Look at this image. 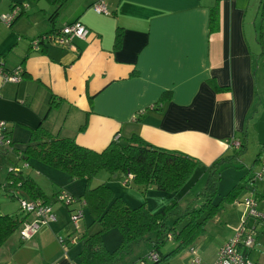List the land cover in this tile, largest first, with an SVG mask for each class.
I'll return each instance as SVG.
<instances>
[{
  "label": "crops",
  "instance_id": "obj_1",
  "mask_svg": "<svg viewBox=\"0 0 264 264\" xmlns=\"http://www.w3.org/2000/svg\"><path fill=\"white\" fill-rule=\"evenodd\" d=\"M15 1L26 5L24 13L12 26L0 22V60L25 71L19 83L0 76V120L14 141L28 140L44 124L102 151L115 135L122 140L137 133L199 159L206 174L217 158L232 153L230 140L245 148L248 132L264 123V44L259 50L257 16L248 1L104 0L111 11L105 15L93 7L98 0H67L54 25L50 0ZM216 3L221 24L211 33L210 7ZM77 19L90 33L75 41L76 50L54 39L40 49L31 46L36 37ZM119 29L124 35L117 48ZM213 82L223 88L216 90ZM165 91H172L171 98L153 107ZM81 180L72 186L80 194ZM54 209L60 212L56 204ZM65 222L58 218L25 243L12 236L0 256H9L5 264H80V250L58 238Z\"/></svg>",
  "mask_w": 264,
  "mask_h": 264
},
{
  "label": "trees",
  "instance_id": "obj_2",
  "mask_svg": "<svg viewBox=\"0 0 264 264\" xmlns=\"http://www.w3.org/2000/svg\"><path fill=\"white\" fill-rule=\"evenodd\" d=\"M66 1L50 0L56 6L50 18L51 24L54 25L60 9ZM10 5L11 11L19 9L13 19L12 26L20 14L24 13L26 5L18 4L15 0H10ZM77 21L79 20L71 23ZM220 24V11L216 3L210 7V32H217L220 29ZM123 35V30L119 29L116 35L117 48L121 47L123 43ZM132 74L131 76H135L139 73L133 72ZM212 84L216 90L223 88L215 82ZM171 94L172 91L163 92L153 107L170 99ZM84 128H86V124L81 127V129ZM9 134L12 145L7 149H0V153L8 155L13 152L27 165H30L32 161H42L53 168L69 173L73 179L86 181L84 192L80 196L72 195L77 198V203L82 205V208L78 210H82L84 215L83 208H88L92 221L99 224L100 229L96 232H89L86 224L80 223L71 234H68L67 238L58 237L67 247L81 243L80 264H131L132 259L129 257L134 252V248L141 243H148L147 252L139 257V261L145 262V264H160L187 248L197 255L193 262L201 263L202 259L197 254L195 243L206 232L208 222L220 214L222 206L225 203L236 202L242 191L247 188L245 182H242V180H247V177H244L223 198L215 201L219 193L221 171L240 155L244 149L242 143L240 148L230 147L233 148V154L223 155L207 167L205 187L196 195V198L201 202L200 206H196L190 201L183 203L178 199L160 212H153L145 202L133 205L122 196H118L114 188L107 182L92 186L90 184L92 178L100 171L106 170L114 177H117L118 174L127 177L126 183L134 182L144 191L153 187L163 192H177L201 166L199 159L181 151L155 146L137 133L122 140L120 135H115V138L102 151L80 144L75 137L56 134L44 124L31 130L29 139L24 143L25 146L22 149L18 147L17 141H14L11 130ZM263 152L264 148L257 155V162H263L261 159ZM262 173L264 177V171ZM259 178L261 177L259 176ZM0 188L7 193L11 192L13 199L18 198L20 211L24 213L20 217L0 212V250L14 234H18L27 223L37 218L39 208L50 206L52 211L58 215L54 204L57 201L62 202L59 199V194L64 190L62 187L59 191L55 190L53 195L47 193L38 179L31 174H26L23 168L18 165L10 168L7 181L0 183ZM254 199L256 203L257 201L264 202V191H256ZM23 203L33 205V210L26 209ZM62 203L67 205L70 214L77 209L74 207L76 203L72 205L73 207H70L71 204ZM170 217H175L172 226L168 224ZM259 219L264 224V218ZM49 224L50 222L43 224L41 229ZM112 229H118L122 238L120 244L114 249L108 248L104 242L105 232ZM256 234L258 236L260 231H256ZM19 238L22 243L32 239ZM169 241L175 242L176 246L169 253H165L163 248ZM253 248L254 246L251 249ZM251 249L249 251L241 249V252L247 257L250 256ZM154 255L156 256L153 257Z\"/></svg>",
  "mask_w": 264,
  "mask_h": 264
},
{
  "label": "rangeland",
  "instance_id": "obj_3",
  "mask_svg": "<svg viewBox=\"0 0 264 264\" xmlns=\"http://www.w3.org/2000/svg\"><path fill=\"white\" fill-rule=\"evenodd\" d=\"M245 1H248L250 4V14L257 16V41L258 48L261 50L264 44V23L262 22V18L264 16V1ZM9 4L10 0H0V14L11 13L10 11L4 12L2 9L5 7L9 9ZM261 57L264 59V54H262ZM259 67L260 65L257 66V68ZM262 118L264 120V115ZM246 138V146L241 151L240 155L229 162V166L221 171L219 193L216 196L215 201L223 198L225 194H227V192L244 177H247V180H242V182H245L247 188L242 191L236 202L231 204L225 203L222 206L219 215H224L225 218H229L230 220H217L219 215L214 219H211L207 224L206 232L202 234L195 243L197 254L202 259V262L194 263V258L197 255L193 254L190 248H187L176 256L172 255L168 260L163 261L160 264H216L219 258L218 253L221 246L230 240V238L228 240L227 238L230 234H232V232L234 233V231L238 230L239 228H245L244 223L247 226L246 229H248L249 234L260 231L258 236L256 233H254V237L257 236V240L252 251L253 253L251 259L257 261V255L259 258H261V255L264 256V224L260 221V219L250 215V207L246 202L247 199L254 198L256 191H264V177H258V174L261 173L264 168V164L263 162L256 161L257 155L261 151L264 144V123L259 124L256 131L251 130L248 132V136ZM26 141L27 140L25 138L24 140L18 141V147L20 149L24 148V143ZM230 150L232 151L231 154H233V148H230ZM16 165L22 167L26 174H31L36 179H38L47 193L51 195H53L55 190L59 191L62 187L69 193H72L73 191L80 194L81 189L79 187L72 186L82 183L83 180H75L69 173L57 168H53L42 161H32L30 165H27L23 159L18 157V155H15L13 152H10L8 155L0 153V183H5L7 181L10 168ZM126 178L127 177H124L121 174H118L117 177H114L106 170H102L92 178L90 184L92 186H97L102 182H107L111 187L114 188L115 193L118 196H122L129 203L133 205H139L140 203L145 202L151 211L160 212L178 199L183 203L190 201L196 206H200L201 202L196 198V195L199 191L204 189L207 173L205 174L202 168H197L187 183L177 192H163L154 188H148L144 191L143 188L140 189L134 182L126 183ZM84 185H86L85 181ZM84 188L82 193L84 192ZM11 195V192L7 193L4 189L0 188V212L10 213L21 217L24 213L20 211V202L18 198L13 199ZM137 196L140 197V200L137 199ZM55 204L60 208V212H58L57 215V217L60 219V222H63L65 219L67 220V222H65L66 227L63 229L64 234L62 236V238L65 239L68 237V234H71L75 230L72 216L73 214H76L77 211L70 214L67 205L58 201ZM246 205H248L249 210ZM70 207L73 206L70 205ZM74 207L79 209L82 208V205L81 203H76ZM83 210L84 215L81 217V222H79V225L80 223H85L89 232L98 231L100 229V225L92 221L88 208L84 207ZM257 210L260 212L264 210V202L257 201ZM174 221L175 217H170L168 219V224L172 226ZM83 228H85V226H83ZM18 235L20 237L19 233ZM13 237H16V234H14ZM121 239V232L118 229L109 230L104 234V242L110 249L117 247L120 244ZM147 245L148 243H141L134 248V252L129 257L132 259L130 261L131 264H141L139 257L147 252ZM175 246V242L169 241L168 244L163 248V251L165 253H169ZM68 247H74L76 249L78 248L77 252H79L81 249V243H76L75 245ZM8 259V255L2 254L0 256V264H5ZM257 262L259 264H264V257H262L261 262Z\"/></svg>",
  "mask_w": 264,
  "mask_h": 264
},
{
  "label": "built area",
  "instance_id": "obj_4",
  "mask_svg": "<svg viewBox=\"0 0 264 264\" xmlns=\"http://www.w3.org/2000/svg\"><path fill=\"white\" fill-rule=\"evenodd\" d=\"M95 11L100 14L110 15L111 11L108 8V5L104 0H99L93 5ZM15 11H11L9 14H0V22H3L7 25L12 24L13 19L16 15ZM90 33V29L83 25L81 22L77 21L71 24L65 25L60 30L52 31L50 34L43 35L37 39L31 41V46L36 48H41V45H46L53 39L59 45H69L73 49H77L76 40L77 39H85ZM23 66L18 65L14 68H6L5 65L2 64V60H0V76L2 77L4 82H12V83H19L23 79ZM9 127L8 123L4 120H0V149H7L12 145V139L9 134ZM242 142L237 139H232L229 141V146L234 148H240ZM262 173V172H261ZM259 173L260 177L263 175ZM59 199L66 204L74 205L78 201L77 198L73 196L71 193L66 191L65 189L62 190L59 194ZM248 205L247 208L249 210L250 215L256 218H264V213L257 210V203L254 198L247 199L246 201ZM23 206L26 209L33 210L34 206L28 203H23ZM76 214H73L72 219L75 227H78L79 222H81V217H83V211L76 209ZM74 213V212H73ZM37 218L34 219L32 222L27 223L22 230L19 232L21 239H31L35 236L43 224L51 223L57 221V215L52 211L50 206H44L39 208L37 211ZM245 225V224H244ZM245 228H239L237 230V234L231 238L227 243L223 245V247L219 251V258L216 264H258L256 261H252L250 256L245 257L241 252V249L245 251H249L256 241V237H254V233H248ZM154 255L153 257H155ZM141 264H145V262H141Z\"/></svg>",
  "mask_w": 264,
  "mask_h": 264
},
{
  "label": "water",
  "instance_id": "obj_5",
  "mask_svg": "<svg viewBox=\"0 0 264 264\" xmlns=\"http://www.w3.org/2000/svg\"><path fill=\"white\" fill-rule=\"evenodd\" d=\"M50 33H51V32H47V33H45V34L43 33V34L46 35V34H50ZM2 64H3V65H6L5 61L2 60ZM260 152H261V151H260ZM260 152H259V153H260ZM261 159L263 160V164H264V152H263V154H262V158H261ZM258 177H259V176H258Z\"/></svg>",
  "mask_w": 264,
  "mask_h": 264
}]
</instances>
